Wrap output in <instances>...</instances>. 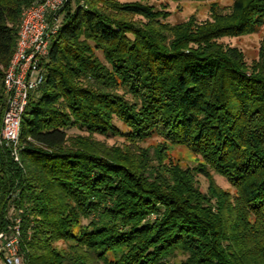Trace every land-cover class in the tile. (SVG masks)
<instances>
[{
	"label": "trees",
	"instance_id": "obj_1",
	"mask_svg": "<svg viewBox=\"0 0 264 264\" xmlns=\"http://www.w3.org/2000/svg\"><path fill=\"white\" fill-rule=\"evenodd\" d=\"M35 1L0 0V233L20 219L22 264H176L178 253L177 264H264V73L211 42L257 30L264 0H233L229 13H214L192 35L188 23L170 28L147 4L67 0L44 80L21 116L16 160L1 138L3 75L21 12ZM113 116L127 125L130 144L91 137L121 134ZM71 128L88 134L70 136ZM153 135L164 142L138 144ZM167 143L202 161L166 163ZM197 172L208 178L206 192Z\"/></svg>",
	"mask_w": 264,
	"mask_h": 264
},
{
	"label": "rangeland",
	"instance_id": "obj_2",
	"mask_svg": "<svg viewBox=\"0 0 264 264\" xmlns=\"http://www.w3.org/2000/svg\"><path fill=\"white\" fill-rule=\"evenodd\" d=\"M81 3L82 0H80ZM111 5H118L121 3L139 2L147 4L153 7L154 10L160 12V22L168 24L170 28L182 23H188V29L186 33L188 35L194 34L199 27H203L204 22H212L214 13L218 15H224L230 12L233 0H106ZM74 7V4L72 3ZM118 13V12H117ZM118 17L123 18L126 21H131L136 24H145L147 19L139 14L134 13H118ZM61 16H59V19ZM185 31V30H184ZM174 37L173 33L168 34V39ZM216 42L223 48L231 47L237 49L248 72L262 70L264 73V23L258 27L252 33L240 34V35H224L219 36L211 40ZM191 48H202L204 44L190 41L187 43ZM94 53L97 58L104 64H107L100 49H94ZM118 94L122 95L129 101H134L135 97L131 93L127 92L126 88H117L115 90ZM113 122L120 129L121 134L115 135H103L100 133H93L91 137L99 142L104 143L107 146L127 145L131 142L123 135L127 130V125L119 120L116 116H113ZM70 136L76 134L87 135L86 131L78 130L76 128L68 129ZM164 140L158 135H153L138 144L142 148H150L163 143ZM201 157L194 153L186 145L166 144V163H179L182 166L195 167L201 162ZM209 174L212 177L214 183L222 190L228 191L231 195L235 193V188L223 175L209 169ZM199 188L202 192H206L209 182L208 178L201 173H196ZM86 222V220H84ZM57 246L65 247L66 242L59 240L56 242ZM179 255L174 259L177 264L183 256ZM173 260V259H172ZM0 264H3L0 256Z\"/></svg>",
	"mask_w": 264,
	"mask_h": 264
},
{
	"label": "built area",
	"instance_id": "obj_3",
	"mask_svg": "<svg viewBox=\"0 0 264 264\" xmlns=\"http://www.w3.org/2000/svg\"><path fill=\"white\" fill-rule=\"evenodd\" d=\"M67 0H37L23 8L14 51L3 75L7 102L2 116L1 138L18 160L21 116L28 95L44 80L45 62L52 36L58 31L57 11ZM20 219H15L10 234L0 233V256L3 264H22L20 254Z\"/></svg>",
	"mask_w": 264,
	"mask_h": 264
}]
</instances>
